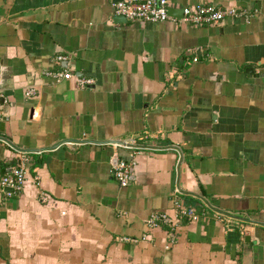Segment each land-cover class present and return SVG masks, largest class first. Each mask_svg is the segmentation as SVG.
Here are the masks:
<instances>
[{
  "label": "crops",
  "instance_id": "1",
  "mask_svg": "<svg viewBox=\"0 0 264 264\" xmlns=\"http://www.w3.org/2000/svg\"><path fill=\"white\" fill-rule=\"evenodd\" d=\"M111 3L0 0V167L27 158L22 190L0 189V264H264V0H167L162 22ZM198 3L235 15L176 21ZM114 156L135 161L125 187ZM174 185L199 217L147 229Z\"/></svg>",
  "mask_w": 264,
  "mask_h": 264
},
{
  "label": "built area",
  "instance_id": "2",
  "mask_svg": "<svg viewBox=\"0 0 264 264\" xmlns=\"http://www.w3.org/2000/svg\"><path fill=\"white\" fill-rule=\"evenodd\" d=\"M167 0H119L111 3L112 14L115 16H121L127 20H140L144 22H162L169 19L167 14ZM235 15V9L233 7L220 8L209 3H198L191 6H183L181 8V17L176 20L180 23H186L190 25H218L225 17H233ZM175 20V19H172ZM66 60V56L57 55L55 61L62 62ZM194 60V59H193ZM43 75L50 77L53 80H59L70 77L72 75L67 69L60 71H45ZM75 84L78 87H84L86 84H90L89 79L75 77ZM25 97H31L34 94L33 88H28L24 91ZM144 139V138H142ZM135 139L126 138L113 145H121L124 148H131L134 150ZM166 150L175 154L177 159L181 157L180 146L173 144L170 147H166ZM18 163L9 167L0 177V189L4 196H11L20 192L23 185L26 182V168L27 161L24 153H18ZM111 176L116 181L119 187H125L129 182L132 174L135 161L133 158L125 159L119 156H114L111 160ZM33 183L37 185V177H32ZM171 210L172 215H168L166 212H154L145 218L144 226L147 229L155 228L158 225H164L168 230L172 231L179 220L187 219L195 221L199 217V213L192 205H188L183 200L184 194L180 187L174 185L170 192ZM37 199L40 202H46L48 196L45 192L39 190L37 193ZM145 235H141L139 239H143ZM138 238L120 236L119 241L135 243Z\"/></svg>",
  "mask_w": 264,
  "mask_h": 264
},
{
  "label": "water",
  "instance_id": "3",
  "mask_svg": "<svg viewBox=\"0 0 264 264\" xmlns=\"http://www.w3.org/2000/svg\"><path fill=\"white\" fill-rule=\"evenodd\" d=\"M115 1H119V0H112V2H115ZM167 14H168V8H167ZM169 16V15H168ZM118 17H120V18H123V17H121V16H118ZM124 19V18H123ZM2 127V125L0 124V128ZM9 169H7V171H8Z\"/></svg>",
  "mask_w": 264,
  "mask_h": 264
},
{
  "label": "trees",
  "instance_id": "4",
  "mask_svg": "<svg viewBox=\"0 0 264 264\" xmlns=\"http://www.w3.org/2000/svg\"><path fill=\"white\" fill-rule=\"evenodd\" d=\"M0 170H1V172H2V175H3V174L5 173V172H4V170H3L1 167H0Z\"/></svg>",
  "mask_w": 264,
  "mask_h": 264
}]
</instances>
